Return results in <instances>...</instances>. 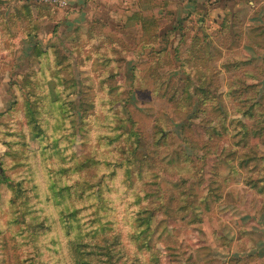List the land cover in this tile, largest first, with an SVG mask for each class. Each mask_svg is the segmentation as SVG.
<instances>
[{"label": "rangeland", "instance_id": "1", "mask_svg": "<svg viewBox=\"0 0 264 264\" xmlns=\"http://www.w3.org/2000/svg\"><path fill=\"white\" fill-rule=\"evenodd\" d=\"M128 1L0 0V264H264V5Z\"/></svg>", "mask_w": 264, "mask_h": 264}, {"label": "crops", "instance_id": "2", "mask_svg": "<svg viewBox=\"0 0 264 264\" xmlns=\"http://www.w3.org/2000/svg\"><path fill=\"white\" fill-rule=\"evenodd\" d=\"M67 6L69 9V14L67 16L68 20L71 22H83L87 17L93 15V13L100 10L98 7L99 0H66ZM128 1L125 9H129V13L137 12V13H147L151 11H159V8L155 6V2L153 0H136ZM135 4V6L133 5ZM264 5V0H260V5ZM115 7V6H114ZM129 22H132V18H127ZM136 21V20H135Z\"/></svg>", "mask_w": 264, "mask_h": 264}, {"label": "built area", "instance_id": "3", "mask_svg": "<svg viewBox=\"0 0 264 264\" xmlns=\"http://www.w3.org/2000/svg\"><path fill=\"white\" fill-rule=\"evenodd\" d=\"M38 1L46 2L58 7H66L68 4L66 0H38Z\"/></svg>", "mask_w": 264, "mask_h": 264}, {"label": "water", "instance_id": "4", "mask_svg": "<svg viewBox=\"0 0 264 264\" xmlns=\"http://www.w3.org/2000/svg\"><path fill=\"white\" fill-rule=\"evenodd\" d=\"M0 173H3V169H2V166H1V162H0Z\"/></svg>", "mask_w": 264, "mask_h": 264}, {"label": "trees", "instance_id": "5", "mask_svg": "<svg viewBox=\"0 0 264 264\" xmlns=\"http://www.w3.org/2000/svg\"><path fill=\"white\" fill-rule=\"evenodd\" d=\"M39 125V124H38ZM40 126V125H39ZM41 132H44L43 130Z\"/></svg>", "mask_w": 264, "mask_h": 264}]
</instances>
